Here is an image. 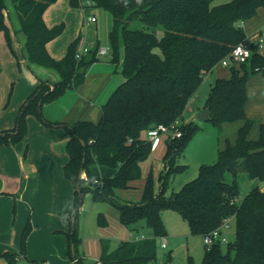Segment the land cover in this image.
I'll return each mask as SVG.
<instances>
[{
  "label": "trees",
  "instance_id": "obj_1",
  "mask_svg": "<svg viewBox=\"0 0 264 264\" xmlns=\"http://www.w3.org/2000/svg\"><path fill=\"white\" fill-rule=\"evenodd\" d=\"M56 1L11 0L27 39L28 60L54 69L60 80L53 87L45 82L39 84L21 105L16 126L11 131L0 132V144L21 141L28 131L27 116L32 114L44 120L43 105L81 85L91 64L98 59L99 47L89 49L80 59L76 57L81 34L71 41L64 57L57 59L50 54L47 43L65 29L64 22L50 27L44 19L45 11ZM215 1L69 0L72 7L91 5L111 14L112 61L119 63L120 50L124 49L121 69L124 80L103 105L97 122L78 120L68 127L69 160L64 174L75 189L66 235L77 252L81 242L79 210L84 195L89 192L94 200L114 206L125 226L134 229L137 222L144 220L153 231L151 238L124 240L112 251L109 240L103 238L98 261L83 260L76 253L73 264H151L157 257V238L167 234L162 219L165 208L179 212L194 235L204 236L219 228L225 219L234 220L235 239L228 243L226 250L220 241L205 244L203 264H264V190L259 185L253 186L242 200H237L239 172L246 171L252 178L264 180V124L260 125L259 135L250 138L254 120L245 110L250 76L257 72L264 74V55L257 48L247 62L231 67L229 77L216 79L205 104L211 109L209 122L220 135L225 125L239 124L234 141L225 138L215 162L202 164L194 179L166 196L172 176L185 168L178 158L189 140L201 130L196 121L183 120L190 99L201 86L205 73L219 64L233 46L246 40L248 35L242 23L264 8V0H230L218 4ZM6 7L5 0H0V29L8 31ZM161 29L163 33L159 35ZM1 71L0 61V74ZM157 124L175 126L182 132L180 137L166 142L164 166L158 175L159 191L155 190L151 169L142 198L124 201L117 191L142 177V163L152 153L146 131ZM96 164L114 168L115 172L98 177L92 172ZM83 171L85 178L81 177ZM228 171L233 175L231 182L226 180ZM98 223L108 224L103 213L99 214ZM30 230L28 221L20 251L1 255L9 264H16L20 256H25ZM188 264H194L192 256Z\"/></svg>",
  "mask_w": 264,
  "mask_h": 264
},
{
  "label": "crops",
  "instance_id": "obj_2",
  "mask_svg": "<svg viewBox=\"0 0 264 264\" xmlns=\"http://www.w3.org/2000/svg\"><path fill=\"white\" fill-rule=\"evenodd\" d=\"M6 6L5 24L8 31L0 29V61L2 64L0 74L1 133L11 131L16 126L21 105L37 89L41 82L53 86L54 83L60 80L59 73L54 69L28 60L26 36L21 30L19 20L18 26L13 24L14 15L12 9L7 2ZM67 12H73L69 0H57L47 8L44 13V19L50 27L61 22L66 23L65 14L67 15ZM83 15L79 16L76 31H74L67 42L62 43L59 41L64 33L63 31L58 37L47 43V49L50 54L57 59L64 57L68 49L67 43L70 44L79 34H81L80 43L83 46L93 50L97 47L99 49L106 47L107 52L97 53L98 59L91 64L81 85L77 88L68 89L57 100L43 105L44 120L40 119L39 121L32 114L27 116L28 131L21 141L15 144H0V259L4 261L3 264H9L8 259L1 256L4 252L17 253L19 251L23 230L28 221H30L31 230L27 237L26 254L25 256H20L16 264L21 262L22 258L32 262V264H35V262L73 264L76 260L73 258L76 253L83 260L98 261L102 254L101 240L103 238L109 240L111 251L116 249L111 243L115 236L112 237L110 233H107L112 223L110 215L104 214L108 221L106 226L99 225L97 219V224L102 228L99 233L95 236H87L84 231L81 232L79 214V236L80 233L82 235L80 236L81 242L77 252H75L74 246L66 235V232L70 229L68 212L73 208L75 189L72 182L64 174V166L69 160L66 144L71 134L68 127L78 120L97 122L100 119L103 105L124 80L121 73L124 49L121 48L120 50L119 63L112 61V55L109 58L107 57L108 59L106 60L102 59V57L107 56L110 50H108V46H111L109 34L112 23L109 22L110 17L108 15L105 16L107 29L99 31L100 28L97 25L99 18L95 15L88 16V19L94 16L96 20L91 23L93 31H85L83 35L82 31H79L80 27H83L85 23L89 24L85 18L86 15ZM242 25H244V22ZM94 26H96V30ZM102 40L105 41L107 46L100 47V41ZM260 52L264 53V47ZM252 81V84L247 82L249 98L245 110L247 116L254 120L252 128H256L258 136L260 125L264 124V76L256 75L252 78ZM204 108L205 105L203 106ZM202 110H199V112ZM238 126V123L225 125L224 132L220 135L221 139L225 141V138L228 137L234 141ZM166 142L167 140L163 137L155 148L157 149L161 144H164L163 155L166 151ZM20 143L25 144L24 152L27 148V154L16 158L15 154L20 151L19 148L22 146ZM36 146L41 148L42 154L35 155ZM222 147L219 146L218 150ZM163 166V161L157 165V168L152 162L148 172L152 169L154 177L158 179L159 172L163 169ZM92 172L98 177H108L114 174L115 169L96 164L92 166ZM81 177H86L84 171L81 173ZM135 181H131L128 188L120 189L119 197L122 200L138 201L142 198L144 184H141L140 189H135ZM262 189L264 190V188ZM110 206L111 208L109 209L117 217L115 226L117 227L116 237L120 241L119 244L124 240H140L153 236L152 229L147 230L146 234H140L137 227L138 222L133 226L134 229L125 226L120 221L118 210L111 204ZM12 214L15 217H12ZM27 214L29 215L28 219L26 224H23ZM17 217L19 223L16 225ZM72 220H75V218ZM142 236L144 237L136 239ZM161 237V246L167 248L170 243L169 239L166 235ZM37 240H39L38 243H36ZM35 244H38V246ZM189 250L190 248L187 244L186 252H189ZM171 253L172 255H168L166 259L162 256L156 257V260L151 264H172L176 262V253L173 254V249ZM190 256L192 255L188 253L185 260L183 262L180 261L179 264H188Z\"/></svg>",
  "mask_w": 264,
  "mask_h": 264
},
{
  "label": "rangeland",
  "instance_id": "obj_3",
  "mask_svg": "<svg viewBox=\"0 0 264 264\" xmlns=\"http://www.w3.org/2000/svg\"><path fill=\"white\" fill-rule=\"evenodd\" d=\"M227 1H230V0H216L214 3L218 4V3H223ZM6 2L8 6L12 9V12L14 15L12 19L13 24L18 26L19 25L18 17L14 9V6L12 5L11 0H6ZM72 11H73L72 13L67 12V15L65 14V21H66L65 30H64V33L60 37L61 40H59L62 43L67 42L69 38H71V36L73 35L74 31H76L77 20H79L80 15L84 16L83 14H85L86 15L85 18L87 20H88V16H92V15L97 16L99 18V23L97 24L99 25V28H100L99 31H105V29H107V25H105L107 21V20L105 21L106 15L110 17L109 22L112 23L111 14L103 8H99V7L91 6V5H85L82 7H72ZM91 23H92L91 21H89L90 25L85 23L83 27H80L79 31L81 30L83 35L85 34V31H93ZM96 26H94L95 30L97 29ZM262 27H264V8H260L256 16L245 20L244 25H243V28L245 32L247 33V35H250L252 32ZM158 33L159 35H162L163 30L162 29L159 30ZM104 45H105V41L104 40L100 41V47ZM67 46H69V43H67ZM108 50L109 51H108L107 56L102 57L103 60L108 59L109 56L113 54V50L111 46H108ZM261 54L264 55V53H261ZM240 65L241 63L229 60L228 66H224L222 65V63H219L211 71H208L207 73H205L201 86L199 87L197 92L193 95V97L190 99L184 111L183 120L185 122H190L192 120L195 121V117L197 113L199 112V110H202L203 106L206 104L208 97H209L211 87L214 85L216 79L219 77H229L231 74V67L232 66L240 67ZM54 73L56 72L54 71ZM256 75L264 76L262 72L254 73L250 76L248 82H251L252 84L253 82L252 78L255 77ZM247 87H248V84H247ZM36 119L40 121L38 117ZM200 125H201V130H199L189 140L183 154L178 158V162L185 165V168L179 171L178 173H176L174 176H172L171 181H170V186L168 190L166 191V196H171L174 192L179 191L187 182L194 179L198 175L200 166L202 164H211L215 162L218 156L219 146L221 147V146H224L225 144L224 141L221 139L217 128L214 125H212L209 121L203 122ZM256 136H257V130L254 127L250 131L249 137L255 138ZM20 144H22V146L19 148L20 151H18V153L15 154L16 158H18V156L23 157L24 155L25 144L23 143H20ZM164 150H165V146L164 144H161L159 148L154 149L152 151L150 157L143 163L142 177L135 181L134 183L136 185L135 189H140L141 184L142 183L144 184L146 174L152 162H154L155 168H157V165L161 163L162 161L161 156L163 155ZM40 154H42V150L40 147L36 146L35 155H40ZM226 180L229 182L233 180V175L230 171L226 173ZM237 181H238V186H239V195L237 197L238 201L242 200V198H244V196L252 189L253 186L259 185L261 188H264V180L252 178L249 175V173L246 171H241L238 173ZM159 186H160V183L158 179L155 178V190L156 191H158ZM120 191H121L120 189L117 191L118 195H120ZM109 208H111L109 203L104 202V201L94 200L90 192L86 193L84 195L82 209L80 210V213H79L80 222H81V232L84 231L87 234V236H95L97 233L101 231L100 229H102L97 224L98 215L100 213L106 214L107 216L110 215L112 219V223L110 224V227L108 228L109 229L108 232L106 230L105 232L110 233L112 237L115 236L111 240V243H112V246L117 248L120 242L116 237L117 227L115 226V222H117L116 221L117 217L115 213ZM11 216L15 217L14 214H12ZM28 216L29 215L27 214L23 224H26ZM162 219L165 224V227L167 228L166 237L169 239L170 243L167 248H163L161 246L162 237L157 238V250H156L157 257L162 256V257H165L166 259L168 255L170 254L172 255L171 251L173 249V254L176 253L175 254L176 262L172 264H179L180 261L183 262L188 253L192 255L194 264H203L202 256H203V252L205 249V242H204L203 236L194 235V234L192 235L188 222L182 218L179 212H177L176 210L172 208L163 209ZM18 223H19V219L17 217L16 225ZM32 224L34 225L33 221H32ZM137 227H138V231L140 234H146V231L151 229L146 225V222L144 220H140L137 224ZM222 233H223V236L227 238L225 242H222V248L223 250H226L228 243L232 242L235 239L236 227H235V223L233 219L230 220L229 226L224 228ZM81 235L82 233H80V236ZM38 242L39 240L36 241V243ZM187 244L189 245V248H190L189 252H186ZM35 245L38 246V244H35ZM3 263L4 261L0 259V264H3ZM19 263L20 264H32V262L27 261L24 258H22V261Z\"/></svg>",
  "mask_w": 264,
  "mask_h": 264
},
{
  "label": "built area",
  "instance_id": "obj_4",
  "mask_svg": "<svg viewBox=\"0 0 264 264\" xmlns=\"http://www.w3.org/2000/svg\"><path fill=\"white\" fill-rule=\"evenodd\" d=\"M90 3V2H87ZM96 17H90L87 21H95ZM81 42V41H80ZM79 42L78 50L76 53V57L80 59L84 54H86L89 49L85 46H83ZM264 47V28L256 31L255 33H252L247 36L246 40L243 42H240L233 46L231 51L220 61L222 65L228 66L229 60L236 61L238 63H245L248 61V59L251 57L254 48H257L258 51L263 49ZM107 52L106 47H102L99 49V53H105ZM182 135V132L179 128L173 126L169 127L165 124H157L151 126L146 131V138L151 142L152 149H155L163 137L168 140L175 137H180ZM230 218H227L223 221L222 225L219 228L214 229L208 234H205L203 236L205 244L211 245L212 243L216 241L225 242L227 238L223 236L222 230L229 226ZM137 237L136 239L143 238ZM41 264H48L47 262H42Z\"/></svg>",
  "mask_w": 264,
  "mask_h": 264
},
{
  "label": "water",
  "instance_id": "obj_5",
  "mask_svg": "<svg viewBox=\"0 0 264 264\" xmlns=\"http://www.w3.org/2000/svg\"><path fill=\"white\" fill-rule=\"evenodd\" d=\"M210 119H211V109L208 106L205 107L202 111H200L195 117V121L199 124L209 121Z\"/></svg>",
  "mask_w": 264,
  "mask_h": 264
}]
</instances>
